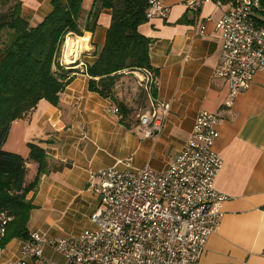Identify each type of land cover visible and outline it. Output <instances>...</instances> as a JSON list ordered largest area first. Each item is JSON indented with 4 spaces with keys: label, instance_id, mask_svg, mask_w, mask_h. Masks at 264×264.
<instances>
[{
    "label": "crops",
    "instance_id": "obj_1",
    "mask_svg": "<svg viewBox=\"0 0 264 264\" xmlns=\"http://www.w3.org/2000/svg\"><path fill=\"white\" fill-rule=\"evenodd\" d=\"M19 1L22 16L31 26L52 11L53 0ZM93 1L84 0L86 17ZM160 1L166 16L138 29L152 41L149 56L158 72L156 100L170 106L160 136L141 138L134 113L120 122L110 110L113 102L88 91L89 78L78 60L70 67L74 72L59 95L58 106L41 101L24 119L11 125L4 150L27 159V145L34 144L44 150L49 164L36 192L27 197L34 207L27 230L29 236L36 234L41 239L43 257L38 261L25 257L21 254L23 240L5 238L0 242V264H65L63 255L50 243L78 236L91 227L89 217L98 206L97 199L86 190L91 175L122 169L126 161L136 169L147 166L165 171L191 139L194 122L202 112L222 120L215 144L222 160L215 189L227 201L199 264H264V75L257 74L248 90L230 102L227 83L213 75L222 46L216 23L227 0ZM191 1L200 3L197 10L189 7ZM98 24L93 33L67 38L66 43L87 39L73 55L74 60L104 45L109 11H102ZM69 55L65 49L64 64ZM54 166L62 169L55 171ZM36 174L37 165L28 162L26 182L31 183Z\"/></svg>",
    "mask_w": 264,
    "mask_h": 264
},
{
    "label": "built area",
    "instance_id": "obj_2",
    "mask_svg": "<svg viewBox=\"0 0 264 264\" xmlns=\"http://www.w3.org/2000/svg\"><path fill=\"white\" fill-rule=\"evenodd\" d=\"M199 4L191 1L189 7L197 10ZM223 6L216 23L222 46L213 75L227 83L231 102L248 90L257 74L264 75V0H227ZM165 16L160 0H148L147 21ZM131 74L150 106L139 117L137 132L143 139L158 138L170 106L152 96L157 84L150 71ZM110 110L118 114L115 107ZM221 121L216 114L200 113L191 139L163 172L136 169L126 161L122 169L91 175L86 190L98 201L89 217L91 227L50 243L65 264H199L227 201L215 189L222 164L215 150ZM11 222L0 210V242ZM41 243L36 234L30 235L21 254L41 260Z\"/></svg>",
    "mask_w": 264,
    "mask_h": 264
},
{
    "label": "trees",
    "instance_id": "obj_3",
    "mask_svg": "<svg viewBox=\"0 0 264 264\" xmlns=\"http://www.w3.org/2000/svg\"><path fill=\"white\" fill-rule=\"evenodd\" d=\"M83 3L84 0H53L51 13L31 26L22 16L19 0H0V38L6 36L0 47V210L12 218L6 240L29 239L27 225L34 207L27 197L36 192L49 164L44 150L34 144L27 145V159L6 152L4 145L11 125L24 119L41 101L58 106L59 95L71 81L58 63L65 38L93 33L102 11L110 12L104 45L85 74L89 78L88 91L113 102L120 122L129 120L133 112L116 101L117 82L138 70L150 71L155 78L158 74L150 63L152 41L138 32L148 22L145 17L148 0H94L86 27L81 30L78 23ZM156 88L151 91L154 98ZM28 162L37 165L31 183L26 182ZM53 169L58 171L62 166Z\"/></svg>",
    "mask_w": 264,
    "mask_h": 264
},
{
    "label": "rangeland",
    "instance_id": "obj_4",
    "mask_svg": "<svg viewBox=\"0 0 264 264\" xmlns=\"http://www.w3.org/2000/svg\"><path fill=\"white\" fill-rule=\"evenodd\" d=\"M86 21H87V17H86V11H84L80 17L79 20V27L81 28V30H84V28L86 27ZM83 36H84V32H83ZM74 36L72 35H68L65 38L63 47H62V51H61V55L60 58L58 60V63L60 66H62L66 73L68 72V76H70L73 72H69L71 70H73V67L76 62H78V60H81L82 63L80 65V67L83 70H86L85 65L86 63L91 62V60H94L97 57V53L99 52V50H94L92 52H90L88 54L85 53H81L78 56L77 60H74L72 64H64L63 63V54L65 53V43L67 38H73ZM6 39V36L3 35L0 38V47H1V42H3ZM75 55V53H74ZM74 58V56H73ZM72 59V58H69ZM75 69V68H74ZM115 98L116 101L118 103H122L123 105H126L127 107H129V109L137 116V118L139 119L140 116L146 114L149 109V103L147 102V99L145 98L142 90L138 87L137 85V79L133 74L130 75H124L121 77V79L117 82L116 88H115Z\"/></svg>",
    "mask_w": 264,
    "mask_h": 264
},
{
    "label": "bare ground",
    "instance_id": "obj_5",
    "mask_svg": "<svg viewBox=\"0 0 264 264\" xmlns=\"http://www.w3.org/2000/svg\"><path fill=\"white\" fill-rule=\"evenodd\" d=\"M87 39H85V40H81L80 42H67L66 43V48L65 49H67V52H70V55L69 56H65L66 58H65V61H66V64H71V60L73 59V55H74V53H78L82 48V46H81V44L82 43H87V41H86ZM66 55V54H65ZM68 57H72V59H69Z\"/></svg>",
    "mask_w": 264,
    "mask_h": 264
}]
</instances>
